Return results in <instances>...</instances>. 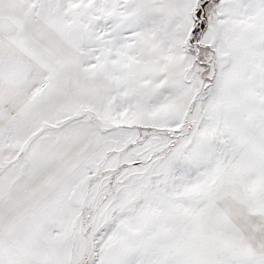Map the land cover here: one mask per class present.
<instances>
[{"label": "snow or ice", "instance_id": "6c2138e0", "mask_svg": "<svg viewBox=\"0 0 264 264\" xmlns=\"http://www.w3.org/2000/svg\"><path fill=\"white\" fill-rule=\"evenodd\" d=\"M0 264H264V0H0Z\"/></svg>", "mask_w": 264, "mask_h": 264}]
</instances>
